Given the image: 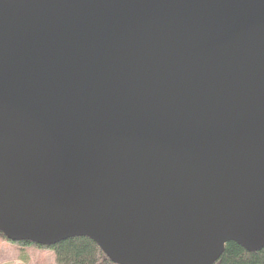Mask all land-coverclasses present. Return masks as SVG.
Listing matches in <instances>:
<instances>
[{
  "label": "water",
  "instance_id": "1",
  "mask_svg": "<svg viewBox=\"0 0 264 264\" xmlns=\"http://www.w3.org/2000/svg\"><path fill=\"white\" fill-rule=\"evenodd\" d=\"M0 233L115 264L264 246V0H0Z\"/></svg>",
  "mask_w": 264,
  "mask_h": 264
},
{
  "label": "trees",
  "instance_id": "2",
  "mask_svg": "<svg viewBox=\"0 0 264 264\" xmlns=\"http://www.w3.org/2000/svg\"><path fill=\"white\" fill-rule=\"evenodd\" d=\"M0 237L4 238L1 233ZM48 248L52 249L57 264H115L87 237L69 238ZM214 264H264V246L248 252L236 243L228 242Z\"/></svg>",
  "mask_w": 264,
  "mask_h": 264
},
{
  "label": "rangeland",
  "instance_id": "3",
  "mask_svg": "<svg viewBox=\"0 0 264 264\" xmlns=\"http://www.w3.org/2000/svg\"><path fill=\"white\" fill-rule=\"evenodd\" d=\"M0 264H57L52 249L0 237Z\"/></svg>",
  "mask_w": 264,
  "mask_h": 264
}]
</instances>
